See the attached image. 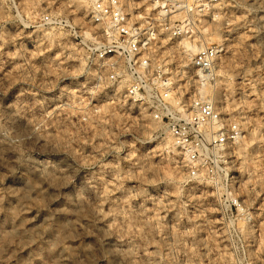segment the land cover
Wrapping results in <instances>:
<instances>
[{
  "label": "clouds",
  "instance_id": "clouds-1",
  "mask_svg": "<svg viewBox=\"0 0 264 264\" xmlns=\"http://www.w3.org/2000/svg\"><path fill=\"white\" fill-rule=\"evenodd\" d=\"M0 264H264V0H0Z\"/></svg>",
  "mask_w": 264,
  "mask_h": 264
},
{
  "label": "built area",
  "instance_id": "built-area-1",
  "mask_svg": "<svg viewBox=\"0 0 264 264\" xmlns=\"http://www.w3.org/2000/svg\"><path fill=\"white\" fill-rule=\"evenodd\" d=\"M110 55H114V54H110Z\"/></svg>",
  "mask_w": 264,
  "mask_h": 264
}]
</instances>
